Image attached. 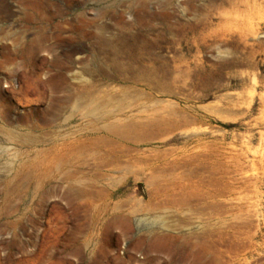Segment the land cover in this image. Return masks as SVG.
Instances as JSON below:
<instances>
[{"label":"rangeland","instance_id":"obj_1","mask_svg":"<svg viewBox=\"0 0 264 264\" xmlns=\"http://www.w3.org/2000/svg\"><path fill=\"white\" fill-rule=\"evenodd\" d=\"M0 264H264V0H0Z\"/></svg>","mask_w":264,"mask_h":264}]
</instances>
